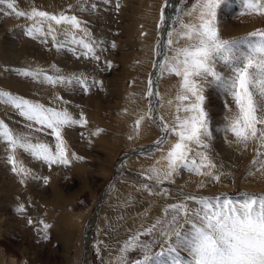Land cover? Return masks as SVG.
Instances as JSON below:
<instances>
[{
    "label": "rangeland",
    "instance_id": "obj_1",
    "mask_svg": "<svg viewBox=\"0 0 264 264\" xmlns=\"http://www.w3.org/2000/svg\"><path fill=\"white\" fill-rule=\"evenodd\" d=\"M163 2L16 0L19 10L37 7L50 13L76 15L87 22L94 40L102 42L96 49L101 57L99 61L73 54L67 48L57 51L50 38L45 44L42 38L27 36L26 25L31 21L0 5V89L44 104H52L57 95L62 96L70 101L67 105L70 111L77 117L83 112L88 121L86 125L64 131L71 161L68 165L49 166L18 150L17 161L31 170L27 177L12 171L8 146L0 141V264H75L73 260L77 256V264H83L87 252L90 264H121L120 249L124 242L161 217L167 204L180 199V190L201 195L226 193L235 200L243 199L244 192H264V169L259 163H252L256 144L250 143L245 149L234 142L231 133L224 131L226 98L214 89L206 92L212 130L207 152L216 164L213 171L221 174L220 181L182 170L175 176V183L156 186L144 175L157 161L161 166L164 164L160 151H150L153 142L161 136L160 128L146 120L137 134L134 126L136 119L147 111L148 80L157 72L153 63L159 57L154 55V49L162 35V28L157 25ZM194 2L179 0L173 21L182 7L187 10ZM171 4L168 0L167 17ZM242 11L241 0H229L227 8L218 9V23L225 38L264 28V17L241 15ZM189 19L184 16L185 22ZM80 50L77 46V52ZM107 61H111V67ZM52 65L65 74H84L102 81L103 85L85 93L79 87L67 90L18 74L19 69L25 68H42L55 74ZM156 81L164 102L158 108L159 115L171 123L174 104L167 101L174 100L179 78L164 75ZM8 84L14 88L7 87ZM0 119L17 131H27L28 122L10 105L0 103ZM96 129L103 131L93 135ZM36 135L54 144V138ZM175 139L169 136L163 148L167 149ZM72 153L83 159H76ZM43 177H48L47 184ZM201 181L207 186L200 187ZM145 184L152 193L167 188L169 194L167 197L150 194L143 187ZM21 204L24 211L18 212ZM91 221L94 226L85 251L83 239ZM44 224L50 227L45 230ZM153 238L141 237L145 241ZM137 256L136 251L127 253V264H132Z\"/></svg>",
    "mask_w": 264,
    "mask_h": 264
},
{
    "label": "snow or ice",
    "instance_id": "obj_2",
    "mask_svg": "<svg viewBox=\"0 0 264 264\" xmlns=\"http://www.w3.org/2000/svg\"><path fill=\"white\" fill-rule=\"evenodd\" d=\"M228 4L229 0H195L191 8L185 10L182 7L171 23L165 15L168 0L161 6L157 27L162 28V35L154 49V55L159 59L154 61L153 67L157 70V78L164 75L179 78V90L174 100L167 101L169 105L174 104V117L169 123L159 115L158 108L163 107L164 102L156 78L150 76L145 93L147 111L134 125L137 134L146 120L161 130L160 138L153 142L150 151H160L164 164L161 166L157 161L144 173L156 186L175 183V176L182 170L220 181L221 174L213 171L216 164L207 152L212 137L207 110L208 89H214L226 98L224 131L231 133L234 142L245 149L250 143L256 144V157L252 163H259L264 169L261 159L264 157V28L225 38L218 23V9L227 8ZM241 4V15L264 17V0H241ZM0 5H6L16 16L31 21L26 25L27 36L42 38L41 42L45 44L50 38L57 51L67 48L85 58L101 59L96 49L102 42L94 40L86 27L87 22L76 15L50 13L37 7L19 10L16 0H0ZM185 15L190 18L187 22ZM77 46L81 49L79 52ZM112 47H115L114 43ZM107 65L111 67V61H107ZM52 68L55 74L42 68L19 69L18 74L67 90L79 87L85 93L94 86L103 85L102 81L87 75L65 74L55 65ZM0 103L10 105L28 122L25 125L27 131L20 132L0 119V141L8 146V162L14 173L25 177L31 175V170L17 161L18 150L49 166L71 162L64 131L86 125L88 121L83 112L77 117L69 110L70 101L57 95L52 104H44L0 89ZM101 131L96 129L93 135ZM37 133L54 138V144L41 139ZM169 136L176 139L164 149ZM72 156L83 159L75 153ZM43 182L47 184L48 177H43ZM199 186L207 185L201 181ZM143 187L150 194L165 197L169 194L167 188L152 193L148 184ZM180 192V199L167 204L162 209L163 215L153 224L128 237L120 249L121 264H127L130 251L138 253L132 264H264V192H244L240 200L232 199L226 193ZM17 211L23 212L24 205H19ZM48 227L50 225L44 224L45 230ZM141 237L154 238L145 241ZM154 248L159 250L154 251Z\"/></svg>",
    "mask_w": 264,
    "mask_h": 264
},
{
    "label": "bare ground",
    "instance_id": "obj_3",
    "mask_svg": "<svg viewBox=\"0 0 264 264\" xmlns=\"http://www.w3.org/2000/svg\"><path fill=\"white\" fill-rule=\"evenodd\" d=\"M171 2H172V4H171V7L169 8V16H168V18H169V23H171L172 21H173V19L175 18L173 15H174V11H175V7L177 6V4H178V2H179V0H171ZM176 13V12H175ZM172 20V21H171ZM5 55H7L8 56V54L5 52L4 53ZM1 60H3V58L1 59ZM0 79H2V78H0ZM15 86V85H14ZM7 87H13V85L12 84H8L7 85ZM14 88V87H13ZM43 94V93H42ZM32 97V96H31ZM41 99V98H40ZM39 100V99H38ZM41 102V101H40ZM95 219V218H94ZM94 221H91L90 223H89V229H93V224L95 223H93ZM60 229H58V231H59ZM69 231V230H68ZM60 233H61V230L59 231ZM89 238H90V233L87 235V237H84V242H86L87 244H88V241H89ZM84 245V244H83ZM84 250V249H83ZM83 252V251H82ZM78 261V260H77ZM84 263L83 264H90V261H89V258H88V252H87V255H86V259L83 261Z\"/></svg>",
    "mask_w": 264,
    "mask_h": 264
},
{
    "label": "water",
    "instance_id": "obj_4",
    "mask_svg": "<svg viewBox=\"0 0 264 264\" xmlns=\"http://www.w3.org/2000/svg\"><path fill=\"white\" fill-rule=\"evenodd\" d=\"M172 21V20H171ZM159 59V58H158ZM157 73V72H156ZM156 73L154 74V76H153V78H156L157 79V76H156ZM101 198H103V196L101 197ZM96 222H97V219L95 220V224H96ZM90 231H92L91 229H89V230H87V232H86V237H87V235L90 233ZM87 250V243H85V251Z\"/></svg>",
    "mask_w": 264,
    "mask_h": 264
},
{
    "label": "crops",
    "instance_id": "obj_5",
    "mask_svg": "<svg viewBox=\"0 0 264 264\" xmlns=\"http://www.w3.org/2000/svg\"><path fill=\"white\" fill-rule=\"evenodd\" d=\"M78 258H79V256H77V258L73 260L75 264H77Z\"/></svg>",
    "mask_w": 264,
    "mask_h": 264
}]
</instances>
